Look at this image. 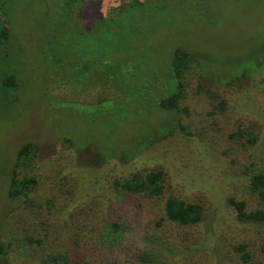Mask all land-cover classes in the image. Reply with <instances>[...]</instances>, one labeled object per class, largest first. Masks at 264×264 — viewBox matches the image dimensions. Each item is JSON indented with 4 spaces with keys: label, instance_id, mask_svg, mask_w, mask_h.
Returning a JSON list of instances; mask_svg holds the SVG:
<instances>
[{
    "label": "rangeland",
    "instance_id": "obj_1",
    "mask_svg": "<svg viewBox=\"0 0 264 264\" xmlns=\"http://www.w3.org/2000/svg\"><path fill=\"white\" fill-rule=\"evenodd\" d=\"M63 1L8 0L9 6L0 15L13 26L7 42H0V55L4 53L0 78L10 73L16 83L11 88L0 85V241L6 250L0 264H38L33 253L40 247L33 249L21 241L30 233L42 235V230L49 231L43 249L54 245L51 239L62 244L73 234L69 244L77 264L121 262L122 258L139 264L136 255L152 237L151 250L160 253L157 264H241L230 248L236 243L247 246L250 264H264V224L237 222L226 202L227 197H234L244 200L246 209L264 208V201L248 188L251 174L264 171V0H170V13L164 10L152 38L153 48L141 63L160 70L172 47L194 54L203 73L198 82L194 81L196 73L188 75L191 87L200 83L202 89L193 96L200 92L210 98L200 102L204 106L224 100V113L217 119L201 114L184 119L191 136L174 129L155 137L150 148L132 157H126L127 149L143 146L147 133L142 120L124 117L107 125L103 116L85 119L72 111L73 105L88 106L103 95L110 97V92L94 78L80 81L85 87L77 91L51 78L74 71L71 67L77 66L76 58L84 50L79 26L67 25L69 14L79 4L62 6ZM52 31L56 35L48 59L58 55L59 61L48 68L39 50L44 34ZM237 73V80L232 79ZM85 74L81 67L79 79ZM135 75L128 76L127 82ZM238 124L243 129L250 126L251 133L256 130L257 143L247 144L248 134L242 132L241 137L227 138L226 132ZM26 142L38 149L25 170L39 183L32 201L40 205V217L49 205L56 218L51 231L33 220L32 213L20 210L21 200L6 194L7 173ZM151 166L162 167L164 192L160 196L144 198L112 189L114 179ZM65 176L68 180L63 186L61 177ZM55 182L60 187L52 189L50 184ZM168 195L199 202L202 219L188 226L165 219L156 225ZM87 206L95 212L88 215ZM116 217L130 229L111 248L101 236L108 221Z\"/></svg>",
    "mask_w": 264,
    "mask_h": 264
},
{
    "label": "trees",
    "instance_id": "obj_2",
    "mask_svg": "<svg viewBox=\"0 0 264 264\" xmlns=\"http://www.w3.org/2000/svg\"><path fill=\"white\" fill-rule=\"evenodd\" d=\"M7 1L0 0V15L4 14V7L9 6ZM76 2L79 6L77 8L74 6L72 9L67 18L69 22L67 25L76 23L79 26V35L84 38L82 45L84 50L76 58L77 66L72 65L71 67L74 71H70L68 74L60 72L58 76L55 75L53 78L52 75L51 78L54 80L57 77L56 82L66 87L69 83L75 91L85 87L81 82L86 83L94 78L108 90V94L110 92V97L103 95V97L87 104L88 106H78L80 103L73 105L72 111L85 119L94 120L96 117L103 116L108 119L107 125L124 117H138L142 120V126L147 129L144 144L138 146V149H127L126 157L136 156L135 154L150 148L155 137L160 138L174 129L185 136H191V131L187 129L189 125L184 122V119L199 114L216 119L221 117L224 113V100H220L216 104L208 101L204 106L200 102L210 98L200 92L197 93L198 96H193L202 89H199L200 83L197 84L198 88L191 87L188 75L196 73L194 81L198 82V78L203 73L194 54L180 47H172L160 70H154L157 73L148 67L149 64L141 63L146 52H151V48H153L152 38L159 28L164 13H170V0H64L62 6H72ZM8 22L5 15L2 18L0 16V42H7L8 37L12 35L13 26L9 27ZM29 32L31 33V31ZM55 35L56 31L45 33L41 50H39L43 54L45 63H49L48 68H52L59 61L58 55L54 59H48V54L52 52L50 48ZM69 46L71 47V44ZM2 48L4 49V46ZM71 51L73 53L72 49ZM87 51L89 52L86 53ZM0 56L4 57V53ZM261 57L263 61L264 55ZM81 67L86 72L82 80L78 77ZM135 72L136 75L130 78L128 83L126 79ZM240 73L233 75L232 79L237 80ZM96 76L97 78H95ZM0 85L3 88L15 86L14 75L6 73L1 76ZM171 113L176 116L173 115V118ZM169 119L171 121L167 122ZM250 125L252 126V123ZM243 127L238 124L232 128L233 130L227 129V138H233L234 135L241 137L242 132L248 134V137L245 138L247 144H255L258 138L257 131L251 133L253 130L250 126L247 129H243ZM37 150V145L32 142L22 144L17 150L13 164L7 173L6 194L9 199L21 200L20 210L32 213L33 220H38L40 225H45L44 228L49 227L51 231L56 218L50 214L49 205H46V214L40 217L41 207L32 201L33 193L39 183L34 175H26L28 173L25 171L34 160ZM109 155H111L110 152ZM61 178L63 186L66 185L68 178L66 176ZM50 185H53L52 189L60 187L58 182ZM248 188L259 201H264V171L260 170L251 174ZM112 189L144 198L158 197L164 192L162 167L151 166V168L135 170L122 180L114 179ZM226 202L232 208L237 222L264 224V208L257 206L246 209L245 201L234 197H227ZM86 209L89 211L88 215L95 212L93 206H87ZM202 215L203 208L199 202L184 201L176 196L168 195L163 202L162 215L155 224L160 226L161 221L165 219L177 225L188 226L197 224L202 219ZM107 224L101 237L108 240L109 246L113 248L119 243L122 234L128 228L123 225L122 221H119V217L109 220ZM42 231V235L30 233L31 235L24 236L21 241L26 246L32 245L33 249L40 247L38 252L34 251L33 253L34 262L38 264L78 263L74 262L71 257L69 239L73 234L69 235L68 242L64 240L62 244L60 242L57 244V239L55 241L51 239L55 247L52 244L51 248L43 249L42 245L49 231ZM153 240L155 238L152 237L145 242L146 248L141 254L136 255L139 264H157L159 262L157 256L160 253H153L151 250L154 246ZM71 241H73L72 238ZM2 243L0 241V257L6 252ZM246 247L244 243H236L230 247L231 252L237 255L241 264H250L251 255ZM127 254L124 253L122 256H127ZM131 260L135 261V254L132 255ZM104 264H131V262L128 258H122L121 262L114 260Z\"/></svg>",
    "mask_w": 264,
    "mask_h": 264
}]
</instances>
